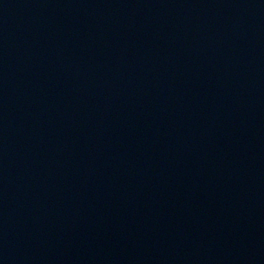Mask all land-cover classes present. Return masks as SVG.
Returning a JSON list of instances; mask_svg holds the SVG:
<instances>
[{
    "label": "water",
    "instance_id": "water-1",
    "mask_svg": "<svg viewBox=\"0 0 264 264\" xmlns=\"http://www.w3.org/2000/svg\"><path fill=\"white\" fill-rule=\"evenodd\" d=\"M0 264H264V0H0Z\"/></svg>",
    "mask_w": 264,
    "mask_h": 264
}]
</instances>
